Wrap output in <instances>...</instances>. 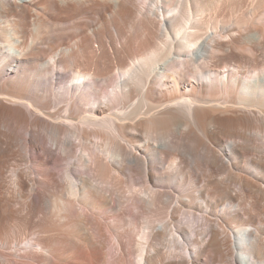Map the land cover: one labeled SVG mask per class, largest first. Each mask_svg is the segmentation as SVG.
<instances>
[{"label":"bare ground","instance_id":"bare-ground-1","mask_svg":"<svg viewBox=\"0 0 264 264\" xmlns=\"http://www.w3.org/2000/svg\"><path fill=\"white\" fill-rule=\"evenodd\" d=\"M262 13L0 0V264H264Z\"/></svg>","mask_w":264,"mask_h":264},{"label":"rangeland","instance_id":"rangeland-1","mask_svg":"<svg viewBox=\"0 0 264 264\" xmlns=\"http://www.w3.org/2000/svg\"><path fill=\"white\" fill-rule=\"evenodd\" d=\"M262 15L264 16V13H262ZM117 77L119 76L118 74L116 75ZM111 111H116V110H111ZM256 137L259 139L260 141V136L256 135ZM179 219L182 221V223L184 225H186L188 227V229L192 232V233H200L203 232L205 229V225L201 224L202 220L200 215L198 214H194L193 216H191V214L189 213H182L180 212L179 214ZM155 224H159V222L156 220L154 221ZM200 224V225H198ZM198 225V226H196ZM194 230V231H193ZM166 243H168L169 245H173L175 246V248H172V252L179 254V253H185L184 249H183V244L179 239H174L172 240V236L171 235H166Z\"/></svg>","mask_w":264,"mask_h":264}]
</instances>
